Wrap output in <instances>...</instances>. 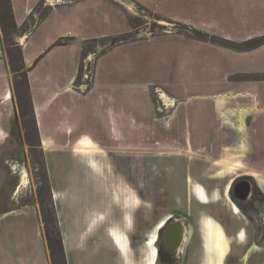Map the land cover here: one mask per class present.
I'll use <instances>...</instances> for the list:
<instances>
[{"label":"crops","instance_id":"1","mask_svg":"<svg viewBox=\"0 0 264 264\" xmlns=\"http://www.w3.org/2000/svg\"><path fill=\"white\" fill-rule=\"evenodd\" d=\"M43 1L51 5L53 0H10L17 27L12 48L18 50V72L13 70L0 22V147L6 143L15 112V76L25 73L52 191L62 188L65 178L77 185L73 167L84 160L121 164L122 155L168 150L184 153L168 160L169 165L175 171L182 168L177 177L197 197H204L197 185L211 195L218 189L216 180L230 175L231 183L250 179L264 196V43L244 47L264 37V0H129L171 23L234 46L178 33L159 34L98 46L97 54L94 49L88 52L91 42L132 34L123 4L57 3L29 31L33 13ZM94 55L92 83L84 91L85 61ZM155 88L176 106L167 125L157 115ZM159 136L167 139L159 142ZM89 151L93 155L87 159L82 154ZM232 167L238 170L221 176ZM54 198L68 264H129L124 242L113 235L123 214L108 209L110 199H94L102 213L82 224L75 211L64 208L59 195ZM200 221L203 264H223L230 252L228 237L215 219L205 216ZM244 232H239L241 241ZM145 244L152 249L144 264H154V237ZM218 244L226 251L219 252ZM136 259L131 261L137 263ZM0 264H52L36 207L0 210Z\"/></svg>","mask_w":264,"mask_h":264},{"label":"rangeland","instance_id":"2","mask_svg":"<svg viewBox=\"0 0 264 264\" xmlns=\"http://www.w3.org/2000/svg\"><path fill=\"white\" fill-rule=\"evenodd\" d=\"M50 1L51 0H48V2ZM73 1L75 0H59V2H54L53 0L50 3L51 5H45V1L39 3L37 9L33 13L35 18L33 19L34 21L32 22L29 31H31L35 24L39 22L57 3ZM116 1L123 4V7L125 6L131 18L133 25L132 34L128 37H122L121 39L107 42H91L87 49L88 52L91 49H94L97 54L99 51L98 46L109 45V47H113L121 42L131 41L143 36L159 34L178 33L203 41H217L215 37L203 34L195 28L171 23L161 16L154 14L150 10L136 4V2L129 0ZM16 32V29H5L3 34L6 46L9 48L13 70L18 72V70H20V58L18 56V50L12 48L15 44L14 38L17 35ZM217 42H220V44L223 45H229L230 47L234 46L232 43L226 41ZM244 47L248 48V46L246 47V44H244ZM95 56L96 55L92 56V58L87 57L85 68H88V70H85L86 72H88L89 69L93 71L92 63L94 62ZM22 75L24 76L25 73ZM23 76L21 78H18V75L15 76L17 94L15 97V112L8 124L9 136L6 139V143L0 147V210L11 207L16 210L25 209L31 206L36 207L40 213L45 238L56 239V229L60 226V222L58 213H56L55 209V194L59 195L60 200L67 211H75L77 216L82 220V224H84L92 215L100 212L101 205L94 204L93 200L100 198V196H104L107 200L110 199V204L107 206L108 209L114 208V212L119 211L123 214V216L121 215V223L118 224L120 227H116L117 224L113 225V227H116L114 228L116 230L113 235H118V237L124 242L123 244L125 247L123 246V254L129 260V264H144L147 260L152 248L147 247L146 244L142 242L143 238L145 239L147 237L146 235H148V237L145 240L154 237V245L152 246L153 252L155 253L154 264H160L158 262L157 247L155 245L156 232H154L153 225L155 224V216H159L161 221H163L171 214V212L166 211V204L168 202L165 197L156 196L153 198L149 194V191L151 192L154 185L151 184L152 176L146 174V172L150 171L152 168L153 160L152 158L148 159L147 157L153 152L128 154L127 158H122L124 161L123 164L121 159L119 161L121 164L106 160L100 161L99 164H93L94 162L90 164L84 160L80 166L73 167L74 175L76 176L75 178L79 181L77 185L76 183H71L69 181L71 178H65V183L61 184L62 188H59L61 192L55 187H53L54 189L52 191L46 162L42 151L39 149L27 82ZM80 84L79 88L81 89L83 84L82 82ZM87 90L84 89V91ZM153 93L157 115L161 122L163 121V124L167 125L169 118L172 116L176 107L175 103H173L174 106H171V104L169 105L165 100L162 90H159L158 88H155ZM159 137V139L157 138L159 142L167 139L165 136L164 138L162 136ZM90 152L91 151L82 155L89 159L93 155L90 154ZM230 155L231 153L227 154V156ZM230 165L231 164H228V166ZM124 167H126V175L129 178L128 181L131 182L130 185H127L125 179ZM232 168H230L232 170L227 171L221 176L224 177L237 171V167ZM224 170H227V168ZM142 172H144V174H142ZM25 175L28 179L26 184H24L23 179ZM136 177L139 179L137 181L138 183H135L136 179L134 178ZM232 178L233 177L230 175L223 179L220 178L216 180L217 184H219L218 189H216L215 193L211 195L206 192L202 185L196 186V188H201L204 192V197L199 196L197 193L199 202L203 206H211L209 208L212 209V211H208L207 214L198 217V219L200 221V219L205 216L211 217L221 224L227 231L228 238L231 242V252L226 260H224L223 264H254L259 262L260 257L264 255V252L261 253L262 256H260L259 252L255 253L254 249H251L246 257L242 258L238 252L242 250L240 245L243 246V244L237 245L233 243L236 241L235 238H231V223L234 224L241 221L239 219L241 216L236 215L233 210V205L231 204L233 203L236 206L233 202L234 200L230 197V190L228 189ZM135 184H137L138 187L140 186L142 190L136 187ZM189 186L190 185H187V187ZM197 190L198 189H196V191ZM12 195L15 196L14 200H11L12 197H14ZM261 198L262 197H260V199ZM249 209L250 208L248 207L247 212L249 215L250 213L253 214L254 218L252 219L255 221L253 223L256 225L258 232H260V230L264 229V202L257 199L254 207L250 209V212ZM259 210L260 214L258 213ZM105 217L109 218V214L106 213ZM200 224L202 225L201 221ZM244 227L250 232L253 231L248 225H245ZM113 240L115 241V236H113ZM151 242H149L150 246L152 244ZM257 245L262 247L260 240L257 241ZM135 248H137V250H135ZM225 251L226 250H224V252ZM137 254H139L136 259L137 263L131 261L133 256L137 257ZM254 257H256V260H254ZM53 263L61 264L59 260L58 262L53 261Z\"/></svg>","mask_w":264,"mask_h":264},{"label":"flooded vegetation","instance_id":"3","mask_svg":"<svg viewBox=\"0 0 264 264\" xmlns=\"http://www.w3.org/2000/svg\"><path fill=\"white\" fill-rule=\"evenodd\" d=\"M182 156H184V153L182 152H170L167 150L163 153L155 150L149 157H147L148 159L152 158L153 160L152 168L150 171L146 172V174L152 176L151 184L154 185V188L151 192L149 191V194L153 198L156 196L165 197L168 202L166 204V211L171 212V214L163 221H161L159 216H155V224L153 225L154 232H156L155 245L157 247L158 262L160 264H203L204 262L205 253L203 249V233L198 219V213L206 212L211 206H203L199 202L198 197L190 191V186L187 187L188 184L184 185L182 178L179 179V177H177L182 173V168H180L179 171H175L171 167L172 164L169 165L170 161L168 160L174 157L182 158ZM127 157L128 155H122L121 158L124 159ZM123 163L124 161H122V164ZM124 174L127 185H130L131 182L128 181L129 178L126 175V167H124ZM142 174H144V172H142ZM134 179H136L135 183H138V177ZM243 180L249 181L252 185V193L249 199L245 198L240 189L239 182ZM135 186L138 187L137 184H135ZM138 188L142 190L140 186ZM229 190L230 197L234 200L233 202L239 210V214L236 215L241 216V221L239 223H231V238H235L236 240L233 243L237 245L243 244V246L240 245L242 250L238 252L242 258H245L251 249H254L255 253L259 252V255L262 256L261 253L264 252V229L260 230L261 233L258 232L256 225L253 223L255 222L252 219L254 216L251 213L249 215L247 209L248 207L250 209L254 207L257 199L264 202V196L256 185L253 184L250 179L245 177L235 179L230 184ZM260 197L262 198L260 199ZM258 213L260 214V210ZM245 225H248L253 231H248L244 227ZM221 227L223 228L222 225ZM241 230L245 231L247 234L246 235L245 232L241 233L244 237V240L242 241L239 235ZM223 231L228 237L227 231L224 228ZM146 236L148 237V235ZM145 239L143 238V243L147 242ZM256 239L257 241H261L262 247L257 245ZM230 243L229 239L231 252ZM135 250H137V248H135ZM138 256L139 254H137L136 258H138ZM254 260H256V257H254ZM261 261H264V255L260 257L258 263H261Z\"/></svg>","mask_w":264,"mask_h":264},{"label":"trees","instance_id":"4","mask_svg":"<svg viewBox=\"0 0 264 264\" xmlns=\"http://www.w3.org/2000/svg\"><path fill=\"white\" fill-rule=\"evenodd\" d=\"M0 2H1L0 3V22L3 28V32L5 31V29H11V30L16 29L17 30L10 0H0ZM263 43H264V37L258 40L246 43V47L248 46V48H253ZM55 207H56V204H55ZM56 213H57V209H56ZM56 235H57L56 239H53V238L47 239L52 263L53 261L58 262L59 260L61 264H68L63 234H62L60 226L57 227L56 229Z\"/></svg>","mask_w":264,"mask_h":264},{"label":"water","instance_id":"5","mask_svg":"<svg viewBox=\"0 0 264 264\" xmlns=\"http://www.w3.org/2000/svg\"><path fill=\"white\" fill-rule=\"evenodd\" d=\"M240 189L242 190L246 199H249L252 193V185L249 181L243 180L240 181Z\"/></svg>","mask_w":264,"mask_h":264},{"label":"built area","instance_id":"6","mask_svg":"<svg viewBox=\"0 0 264 264\" xmlns=\"http://www.w3.org/2000/svg\"><path fill=\"white\" fill-rule=\"evenodd\" d=\"M87 70L88 68L86 69V71ZM92 78H93V71L89 69V71L84 74V80L86 81L84 85L86 90L91 86Z\"/></svg>","mask_w":264,"mask_h":264},{"label":"bare ground","instance_id":"7","mask_svg":"<svg viewBox=\"0 0 264 264\" xmlns=\"http://www.w3.org/2000/svg\"><path fill=\"white\" fill-rule=\"evenodd\" d=\"M165 100H166V102H167V98L165 97ZM168 103V102H167ZM169 105H170V103H168ZM23 179H24V184H26V182H27V177H26V175L23 177ZM25 186V185H24ZM26 187V186H25ZM213 236H215V233H213ZM218 246V251L219 252H223V250H224V247L222 246V245H220V244H218L217 245ZM211 264H215V263H211Z\"/></svg>","mask_w":264,"mask_h":264}]
</instances>
